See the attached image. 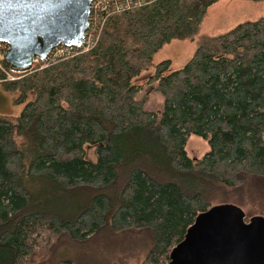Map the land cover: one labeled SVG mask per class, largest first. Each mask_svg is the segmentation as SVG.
Masks as SVG:
<instances>
[{"label": "trees", "instance_id": "trees-1", "mask_svg": "<svg viewBox=\"0 0 264 264\" xmlns=\"http://www.w3.org/2000/svg\"><path fill=\"white\" fill-rule=\"evenodd\" d=\"M218 1L140 0L118 11L107 3L87 49L12 80L0 59V89L23 105L0 114V264L44 261L61 236L82 243L131 230L150 239L140 264H165L214 199L247 176L264 178V15L200 38L174 71L157 63L147 82L158 113L135 98L134 79L154 54L193 42ZM189 136L207 145L199 159L186 154Z\"/></svg>", "mask_w": 264, "mask_h": 264}, {"label": "water", "instance_id": "water-1", "mask_svg": "<svg viewBox=\"0 0 264 264\" xmlns=\"http://www.w3.org/2000/svg\"><path fill=\"white\" fill-rule=\"evenodd\" d=\"M93 0H0L2 62L24 72L58 46L80 47ZM165 264H264V219L244 221L231 205L199 214Z\"/></svg>", "mask_w": 264, "mask_h": 264}, {"label": "rangeland", "instance_id": "rangeland-1", "mask_svg": "<svg viewBox=\"0 0 264 264\" xmlns=\"http://www.w3.org/2000/svg\"><path fill=\"white\" fill-rule=\"evenodd\" d=\"M264 15V3H250L244 0H219L211 5L202 20L193 42L172 41L164 45L151 60V66L134 79L139 88L135 98L142 100L144 108L158 113L161 110V97L154 90L155 83H148L153 67L164 60L170 62L169 71L181 67L191 56L196 41L202 37H213L222 34L239 23L254 21ZM16 94L5 93L0 89V114L17 115L23 105H13ZM30 99V98H29ZM185 151L190 159H199L207 152V145L195 136H189L185 143ZM86 158L94 160V149L86 148ZM67 203H58L56 210H64ZM216 205H231L238 208L244 220L252 218L264 219V178L247 176L244 184L232 190H226L223 197L214 199ZM54 207V206H53ZM144 231H125L106 233L100 231L91 235L82 243H73L61 236L54 244L44 261L34 259L33 264H140L146 253L150 239Z\"/></svg>", "mask_w": 264, "mask_h": 264}, {"label": "built area", "instance_id": "built-area-1", "mask_svg": "<svg viewBox=\"0 0 264 264\" xmlns=\"http://www.w3.org/2000/svg\"><path fill=\"white\" fill-rule=\"evenodd\" d=\"M131 2H134V4H138L140 2V0H93L90 4H89V19H88V27L85 30V32L82 35L81 38V46L80 47H65V46H58L55 47L54 49H52L49 54L47 55V57L43 60H49L52 58H55L58 55H62L67 53L68 51H71L72 49H81L84 47V49H87L89 46H91L93 44V40H94V35L96 32L95 29V23L97 22V14L98 12L102 11L103 6L106 5L107 3H110V8L114 11H118L122 8L120 7H125L128 6ZM125 5V6H124ZM90 14H91V18H90ZM6 50V46L3 43H0V59L2 60V56L4 54ZM38 62H40L37 58H34L32 60V66L31 68L36 65ZM30 68V69H31ZM30 69H28L27 71H29ZM8 72L10 75L7 76L8 79H14L15 76L13 75H18L21 74L23 72H15L12 70L8 69ZM26 72V71H24Z\"/></svg>", "mask_w": 264, "mask_h": 264}]
</instances>
